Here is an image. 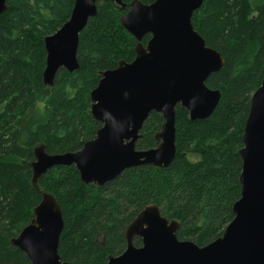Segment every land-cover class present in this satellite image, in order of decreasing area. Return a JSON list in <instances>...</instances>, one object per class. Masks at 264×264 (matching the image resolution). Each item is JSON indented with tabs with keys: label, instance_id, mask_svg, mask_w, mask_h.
Here are the masks:
<instances>
[{
	"label": "trees",
	"instance_id": "16d2710c",
	"mask_svg": "<svg viewBox=\"0 0 264 264\" xmlns=\"http://www.w3.org/2000/svg\"><path fill=\"white\" fill-rule=\"evenodd\" d=\"M74 4L7 0L8 10L0 16V264H31L10 240L31 223L41 202L31 183L34 149L45 145L48 154L58 155L79 151L94 139L102 125L90 115V93L101 73L135 59L137 41L121 25L129 8L98 0V15L80 34L79 70L62 69L54 85L46 86L44 40L68 22ZM192 22L225 61L206 82L222 92L217 110L205 122H191L189 112L177 107V156L167 169H130L102 189L84 185L74 166L49 171L39 185L63 213L62 261L107 264L109 256L125 251L128 225L151 204L180 223V240L198 247L220 238L234 219L241 194L238 152L251 98L264 79V0H205ZM163 124L162 115L152 113L137 150L156 148ZM192 155L199 160L191 161Z\"/></svg>",
	"mask_w": 264,
	"mask_h": 264
},
{
	"label": "water",
	"instance_id": "95a60500",
	"mask_svg": "<svg viewBox=\"0 0 264 264\" xmlns=\"http://www.w3.org/2000/svg\"><path fill=\"white\" fill-rule=\"evenodd\" d=\"M98 0H75L71 17L60 30L44 40L47 53L43 82L53 86L64 69L79 70L80 34L98 15ZM129 7L121 25L136 41L135 59L120 61L115 70L100 74L90 93L92 119L102 126L94 140L78 152L50 155L45 145L34 149L32 187L41 196L33 219L12 246L26 254L31 264H72L59 255L65 221L57 199L41 190L39 182L57 167L75 166L81 182L99 189L130 169H167L177 156V107L189 112L191 122H205L215 113L220 90L206 86L209 77L221 71L225 61L209 48L194 29L193 16L205 0H156L150 5L135 0H105ZM8 10L0 0V16ZM150 36L144 45L145 37ZM152 113L164 124L156 135L154 149L136 146ZM239 178L240 199L233 205L234 219L223 235L205 247L180 241V223L164 217L158 206L141 210L125 232L127 249L108 264H264V79L253 94L243 132ZM142 246H134L136 239Z\"/></svg>",
	"mask_w": 264,
	"mask_h": 264
},
{
	"label": "flooded vegetation",
	"instance_id": "af4514ba",
	"mask_svg": "<svg viewBox=\"0 0 264 264\" xmlns=\"http://www.w3.org/2000/svg\"><path fill=\"white\" fill-rule=\"evenodd\" d=\"M133 1H135V0H133ZM124 4H125V3H124ZM126 5H127V4H126ZM128 5H129V4H128ZM149 5H150V4H149ZM118 7L122 10V7H121V6H118ZM73 8H74V7H73ZM127 8H129V7H127ZM127 8H126V9H127ZM126 9H124V10H126ZM127 13H128V12H127ZM127 13H126V14H127ZM68 21H69V20H68ZM61 28H62V27H61ZM61 28H60V29H61ZM60 29H59V30H60ZM55 33H56V32H55ZM55 33H54V34H55ZM54 34H53V35H54ZM51 36H52V35H51ZM144 39H145V38H144ZM148 41H149V40H148ZM90 109H91V108H90ZM96 134H97V133H96ZM94 139H95V138H94ZM94 139H92V140H94ZM90 141H91V140H90ZM87 142H89V141H87ZM87 142H86V143H87ZM83 146H84V145H83ZM79 151H80V150H79ZM76 152H78V151H76ZM66 153H67V152H66ZM74 167H75V166H74ZM67 168H69V167H67ZM75 168H76V167H75ZM95 187H96V186H95ZM137 215H138V214H137ZM134 219H135V218H134ZM134 219H133V220H134ZM130 224H131V223H130ZM130 224H129V225H130ZM129 225H128V226H129ZM127 228H128V227H127ZM126 230H127V229H126ZM125 232H126V231H125ZM178 238H179V237H178ZM125 240H126V239H125ZM179 240H180V239H179ZM136 241H138V243H140L139 246H137V245L135 244ZM180 241H189V240H180ZM190 242H192V241H190ZM126 243H127V242H126ZM193 243H194V242H193ZM134 246L137 247V248L141 247V246H142V241H141V239H139V238L136 239V240L134 241ZM126 249H127V246H126ZM126 249H125V251H126ZM125 251L122 252V253H121L120 255H118V256H112V257H116V258H117V257H120L121 255H123V254L125 253ZM109 257H111V256H109ZM109 257H108V261H109ZM107 264H108V262H107Z\"/></svg>",
	"mask_w": 264,
	"mask_h": 264
},
{
	"label": "rangeland",
	"instance_id": "374dc122",
	"mask_svg": "<svg viewBox=\"0 0 264 264\" xmlns=\"http://www.w3.org/2000/svg\"><path fill=\"white\" fill-rule=\"evenodd\" d=\"M82 101H84V100H82ZM189 159L191 160V161H193V162H197L198 160H199V157H197V156H194V155H192V156H189ZM155 205V204H154ZM160 209V208H159ZM143 210V209H142ZM160 211H161V209H160ZM167 218V217H166Z\"/></svg>",
	"mask_w": 264,
	"mask_h": 264
}]
</instances>
